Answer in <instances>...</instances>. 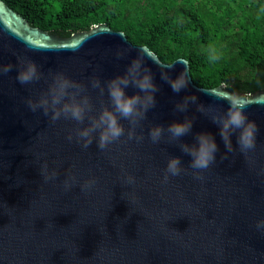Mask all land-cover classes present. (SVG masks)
<instances>
[{"label":"water","instance_id":"95a60500","mask_svg":"<svg viewBox=\"0 0 264 264\" xmlns=\"http://www.w3.org/2000/svg\"><path fill=\"white\" fill-rule=\"evenodd\" d=\"M23 58L35 61L44 78L21 86L16 75ZM132 59L151 69L159 88L156 106L135 130L144 137L139 143L127 140L129 124L121 118V142L101 151L93 140L84 150L67 139L77 127L74 121L61 118L53 124L25 103L46 91L50 73L60 72L87 88L98 114L111 105L107 90L101 96L91 79L106 85ZM154 60L172 65L169 76L183 69L188 87L173 93ZM8 65L11 70L0 75V264H264V230L256 227L264 221V90L246 97L224 83L199 86L187 59L164 63L105 22L62 38L31 26L0 0V66ZM208 91L246 102L244 111L258 126L253 151L242 154L233 135V151L226 152L217 127L194 104L187 113L175 110L183 97L196 96L198 103L225 111L227 101ZM184 116L194 120L193 129L179 142L191 143L196 132L207 130L219 147L199 180L179 142L168 143L166 131L159 144L148 136L150 127L159 124L166 130ZM173 155L180 156L185 171L162 183ZM43 162L56 171L55 181H43ZM127 175L135 177V184H126ZM69 176L77 185L65 190ZM88 179L95 184L81 191L79 184Z\"/></svg>","mask_w":264,"mask_h":264},{"label":"clouds","instance_id":"9594fccd","mask_svg":"<svg viewBox=\"0 0 264 264\" xmlns=\"http://www.w3.org/2000/svg\"><path fill=\"white\" fill-rule=\"evenodd\" d=\"M204 55L210 63H216L222 58V52L214 45L209 44L204 50ZM185 67L186 62L180 61ZM161 69V79L171 88L173 93L179 94L189 85L186 72L182 69L175 77L169 76L172 65L161 64L154 60ZM12 66H0V75H5ZM44 78L39 66L30 58L18 59L16 80L21 86L32 84ZM46 91L37 98L25 101L28 109L33 113L41 111L51 123H56L61 118L74 121L77 127L67 136L69 142L73 139L79 146L87 150L96 141V147L103 151L114 142H121L125 128L121 118L128 121L127 140L143 141L142 135H135L136 128L146 118L147 112L156 106V93L159 91L152 75L151 69L144 67L139 59H132L122 74H117L102 84L99 79H91L92 89H99V94L104 95L107 90L109 106H102L99 113L94 112V106L87 94V88L68 78L60 72L50 73L47 77ZM129 86L137 89L132 94L126 91ZM217 98L227 101L228 107L220 112L213 105L198 103L196 96L183 97L175 104V110L187 113L190 104L196 106V111L206 116L214 124L224 144L226 152L233 151L232 136L236 137V147L242 154L251 152L256 147L258 126L255 121L248 118L244 111L246 102L238 95L208 91ZM87 118V123L85 120ZM194 120L184 116L182 120H173L165 130L162 125L149 128L148 136L153 144H159L167 132V142L176 143L182 137L192 132ZM180 151L190 158L188 168L192 170L194 179H202L200 173L207 170L216 160L219 150L216 137L207 130L194 134L191 143L179 142ZM41 175L44 182L55 181L57 173L50 170L47 162L41 164ZM185 171L180 156H169L166 162L162 183H167L170 178L177 177ZM127 185L135 184V177H125ZM95 184L94 179H88L79 184L81 191L90 189ZM77 185V180L69 176L63 181L65 190H70ZM258 230H264V221H258Z\"/></svg>","mask_w":264,"mask_h":264},{"label":"trees","instance_id":"16d2710c","mask_svg":"<svg viewBox=\"0 0 264 264\" xmlns=\"http://www.w3.org/2000/svg\"><path fill=\"white\" fill-rule=\"evenodd\" d=\"M33 27L62 38L105 22L164 63L187 59L195 84L246 97L264 90V0H2ZM209 44L237 51L210 63Z\"/></svg>","mask_w":264,"mask_h":264},{"label":"rangeland","instance_id":"374dc122","mask_svg":"<svg viewBox=\"0 0 264 264\" xmlns=\"http://www.w3.org/2000/svg\"><path fill=\"white\" fill-rule=\"evenodd\" d=\"M237 51L236 50H233V51H229L228 48L226 47L224 49V52H223V57L219 60L220 62L222 63H231L233 60L235 62H237Z\"/></svg>","mask_w":264,"mask_h":264}]
</instances>
